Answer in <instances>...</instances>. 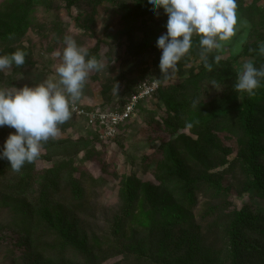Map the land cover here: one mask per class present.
<instances>
[{
  "label": "rangeland",
  "instance_id": "rangeland-1",
  "mask_svg": "<svg viewBox=\"0 0 264 264\" xmlns=\"http://www.w3.org/2000/svg\"><path fill=\"white\" fill-rule=\"evenodd\" d=\"M109 1L0 0V21L5 22L13 13L20 14L24 9L30 13V22L20 42L8 49L0 48V56L23 51L28 54L29 62L20 70L13 65L0 71V89L34 87L46 79L58 81L56 69L63 62L66 36L85 49L89 58L94 57L103 64L101 71L89 74L82 94L75 102L83 107L122 104L144 81H156L168 87L181 83L205 66L200 36L194 35L192 47L178 63L175 77L161 79V50L156 41L167 31V15L161 9L158 14L141 17L124 12ZM125 1L132 5V0ZM237 16L235 36L207 57V63L218 55L220 60L232 65L236 81L245 63L256 67L257 59L245 54L246 47L264 45V0L237 1ZM260 82L263 84L260 90H264V78H260ZM214 85L215 88L213 84L207 85L209 91L206 95L209 96L202 101L209 110L213 104L217 105L222 95L219 85ZM210 98H214L213 103L212 99L209 102ZM166 110L162 96L156 95L140 105L133 120L121 128V137L114 144L110 142L104 146L101 154L92 153L90 148L87 150L92 153L89 158L87 151L77 150L75 146L64 152L80 172L91 175V191L78 205L72 208L57 206L49 214L60 223V227L64 221L66 227L74 223L79 230L78 237H87L89 246L100 257L90 264H140L135 255L131 259L126 257L125 262V250L137 246L134 250H143L142 246H147L145 255L148 261L145 264H207L212 263L210 261L228 264L225 257L227 234L233 221L231 208L232 211L245 209L247 217L264 227V201L249 191L247 179L239 167L233 174L228 173L229 165L247 154L248 138L241 127L239 113L226 123L225 131L215 130L210 136L201 137L196 132L198 127L194 116L190 127L174 134L166 132L161 126ZM253 122L257 132L264 133V115ZM91 133L83 121L72 116L59 125L57 136L51 139L85 140V136H91ZM1 138L0 133L2 141ZM165 142L169 144L161 153L160 146ZM45 143H42L36 159L38 170L66 159V156L56 155L58 152L50 159L45 158ZM260 165L264 167V160ZM179 174L189 181L210 178L230 192L229 199L225 193L219 195L201 184L195 190L197 204L190 212L172 200L163 186L165 177ZM175 178L172 181H176ZM129 183L132 185V214L118 228ZM226 202L231 207L227 213L218 214L213 219L202 217L208 205ZM23 207L21 201L5 198L0 191V264H55L53 258L61 249L63 236L57 234L56 229L41 226L40 214L35 215L30 230L38 250H28V253L22 245L29 241L27 235L15 228L23 220L20 214ZM47 229H51L49 233H43ZM150 242L153 249H149ZM160 247L164 248L163 253H159ZM77 257L75 252L69 251L56 264H86Z\"/></svg>",
  "mask_w": 264,
  "mask_h": 264
},
{
  "label": "trees",
  "instance_id": "trees-1",
  "mask_svg": "<svg viewBox=\"0 0 264 264\" xmlns=\"http://www.w3.org/2000/svg\"><path fill=\"white\" fill-rule=\"evenodd\" d=\"M108 3H111L114 7L123 9L124 12L137 14L141 17H147L153 14L148 0H132V5L125 0H110ZM27 11V9H24L20 14L13 13L9 20L5 22L4 20L0 21V28L3 26V32L0 33V48L8 49L20 42L30 22V13ZM258 45H253L252 47H250L251 44L248 45L245 49V54L257 59L256 68L260 66L264 68V54L260 51L264 45ZM27 56L28 54L25 56L24 65L29 62L26 58ZM209 64H211V70L203 66L199 72L191 74L181 83L168 87H163L160 84L157 95L162 96L167 107L166 117L161 119V126L166 132L174 134L179 132L180 129L190 127L192 117L194 116L196 118V126L198 127L196 132L201 137H208L215 130H224L226 128L224 126L233 115L239 113L241 127L246 132L248 138L247 154L243 158L232 162L229 165L228 173L233 174L239 167L241 173L247 179L249 191L255 193L257 198L264 201V170H262L264 167L260 165L264 160V133H258L253 126L255 123L253 120L261 118L264 115V90H260L263 84L260 82L258 88L254 90L255 94L253 95H249L246 91H237L234 88L236 80L235 70L232 65L222 60L217 62L215 59L209 62ZM23 66L18 67V70ZM212 84L219 85L217 87L222 95L219 97L217 105L213 104V108L209 110V108H205L206 105L203 106L202 101L209 96L206 95L209 91L207 85L212 86ZM136 90L137 88L134 92ZM211 99L213 103L214 98H210L209 102ZM126 101L114 106L102 105L98 107L99 109L97 107L84 108L87 110L110 111L118 107L122 108ZM256 107L258 108L256 109ZM139 111L140 107L138 108ZM131 120L133 118L129 121ZM14 132L15 129L8 126L0 127V133L2 134L0 149L3 148L8 136ZM85 137V140L79 139L78 141H55L50 138L44 144L45 146H43V149L47 152L45 158L50 159L53 153L58 152L56 155L66 156V159L52 167H45L42 170L37 169L36 160L33 163H26L19 172L13 171L10 168L9 161L0 160V191L5 198L11 200L17 199L24 206L20 211L23 220L15 225L16 230L28 237L29 241L24 242L22 245L26 247L27 251L30 250V252L38 250L36 243L31 239L32 232L30 229L34 225L35 215L40 214L41 226L44 227V225H47L48 228L58 230L59 232L57 231L56 233H60L64 239L60 244L61 249L58 255L53 258V262L51 261L55 264L57 260L64 259L69 251L75 252L78 256L77 260H82L86 264L100 259L99 255H96L93 248L89 246L87 237H78L79 230L77 231L74 223L66 227L64 221L63 226L60 227V223L54 221L53 215L49 214L57 206L72 208L78 205L84 200L83 198L87 193L91 191V175L86 172H80L75 162L69 159L68 155L64 153L68 148L73 146L78 147L77 150L83 151L91 148L90 150H93L92 153L95 154L104 152L105 149L103 147L107 146V144L100 142L96 133L92 132L91 136ZM120 137L119 134L115 140L111 141V144L117 142ZM49 143L50 145H48ZM168 144L169 142L161 144L159 151L164 153ZM87 152L90 158L92 153ZM168 177L172 182L171 184L168 183ZM174 178L176 181H172ZM206 179L210 178H205L202 181H189L180 174L174 176L169 175L163 180V186L172 200L186 207L190 212L194 210L198 201V196L195 193L198 185L205 184L207 188L216 191L219 195L225 193L224 196L229 199L230 192L227 189L211 181V179ZM125 190L126 200L124 201L126 204L123 207L122 218L118 223V228L132 214V185L129 183ZM230 208L228 202L217 206L208 205L202 217L204 219L205 217L213 219L218 214L227 213ZM232 209L230 212L233 213V221L227 234L228 251L225 261L228 264H264V227L259 226L255 221L253 222L251 218L247 217L245 209L241 211H237V209L232 211ZM27 219L29 222H27ZM51 229H47L48 231L43 230V233H49ZM165 233H167L166 230ZM161 240L163 241V239ZM152 245L153 243L150 242L149 249H153ZM25 247L20 248H24L23 250H25ZM38 247L40 248V245ZM142 247L143 250H134V248L125 250V262L127 258L131 259L135 255V257L140 259V264L147 263L148 257L145 255L147 253V246ZM163 250L164 248L159 249V253H163ZM210 262L212 263L208 262L207 264H214L213 261Z\"/></svg>",
  "mask_w": 264,
  "mask_h": 264
},
{
  "label": "clouds",
  "instance_id": "clouds-1",
  "mask_svg": "<svg viewBox=\"0 0 264 264\" xmlns=\"http://www.w3.org/2000/svg\"><path fill=\"white\" fill-rule=\"evenodd\" d=\"M148 4L154 15L163 9L168 17L167 31L156 41L161 50L159 67L163 80L175 77L178 63L192 47L194 35L200 36L201 57L211 70L208 54L222 48L238 30L237 0H148ZM63 42V62L56 69L58 81L46 79L34 87L0 89V127L15 129L0 149V160L9 161L13 171L19 172L38 158L42 143L55 138L59 125L72 117L89 74L103 68L71 37L66 36ZM260 51L264 54V46ZM25 56L20 50L0 56V71L13 65L23 66ZM215 60L218 62L220 57L217 55ZM260 78H264V68L245 63L234 88L253 95Z\"/></svg>",
  "mask_w": 264,
  "mask_h": 264
},
{
  "label": "built area",
  "instance_id": "built-area-1",
  "mask_svg": "<svg viewBox=\"0 0 264 264\" xmlns=\"http://www.w3.org/2000/svg\"><path fill=\"white\" fill-rule=\"evenodd\" d=\"M159 87L160 84L156 81H144L122 108L118 107L110 111L87 110L75 103L73 114L83 121L87 129L97 134L100 142L108 144L116 139L124 124L136 116L140 105L157 95Z\"/></svg>",
  "mask_w": 264,
  "mask_h": 264
}]
</instances>
